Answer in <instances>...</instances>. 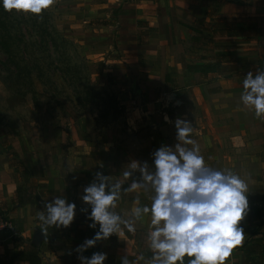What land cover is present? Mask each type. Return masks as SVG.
<instances>
[{"label": "rangeland", "instance_id": "1", "mask_svg": "<svg viewBox=\"0 0 264 264\" xmlns=\"http://www.w3.org/2000/svg\"><path fill=\"white\" fill-rule=\"evenodd\" d=\"M70 13L54 4L38 18L0 6V264H29L32 255L43 264H66L67 246L90 229L82 209H91L81 195L95 173L123 181L131 162L152 166L156 149L177 143L161 129L164 116L173 112L156 105L148 78L116 73L121 63L108 62L100 21L83 26L69 22ZM193 117L198 132L191 138L206 164L237 173L249 185V202L256 200L264 190L258 154L241 152L231 130L203 111ZM133 178H140L138 170ZM37 194L44 202L64 196L81 207L80 215L76 208L70 227L44 231L37 216L43 206L17 204L19 197L34 200ZM151 195L142 189L122 192L116 211L131 219L134 207L150 206ZM134 226L135 233L123 230L140 254L149 249L147 232L138 221ZM38 231L44 237L34 245Z\"/></svg>", "mask_w": 264, "mask_h": 264}, {"label": "crops", "instance_id": "2", "mask_svg": "<svg viewBox=\"0 0 264 264\" xmlns=\"http://www.w3.org/2000/svg\"><path fill=\"white\" fill-rule=\"evenodd\" d=\"M55 7L71 12L68 21L83 26L103 20L97 25L104 35L103 51L111 52L108 62L121 63L116 73L146 76L156 105L173 112L161 127L167 137L176 140L177 118L192 122L201 110L225 124L240 151H254L264 167V120L240 101L244 76L264 69V0H55ZM249 206L241 222L244 242L226 264H264L263 244L253 248L264 236V190ZM149 221L148 215L138 221L146 232ZM96 231L88 229L67 246L66 264H80L76 248ZM93 252L107 253L105 264H121L125 254L136 264H151L152 252L144 248L139 254L138 243L124 230L83 255Z\"/></svg>", "mask_w": 264, "mask_h": 264}, {"label": "clouds", "instance_id": "3", "mask_svg": "<svg viewBox=\"0 0 264 264\" xmlns=\"http://www.w3.org/2000/svg\"><path fill=\"white\" fill-rule=\"evenodd\" d=\"M55 0H0L7 12L13 10L42 18ZM240 101L253 110L256 118L264 120V69L257 68L244 76ZM169 121L167 115L164 116ZM174 146L162 145L152 153L153 165L131 162L123 172V181L96 172L92 182L83 188L81 200L90 206L87 219L92 229L99 226L92 238L77 246L80 264H105L107 253L83 252L98 241L107 240L122 230L135 233V221L150 216L147 232L151 264H226L233 250L245 239L241 222L250 211L249 185L231 170H219L206 164L199 146L191 138L192 123L181 118L174 122ZM191 145V147H187ZM138 170L140 178H133ZM131 181L127 187L125 182ZM142 189L152 193L151 204L134 207L132 218L125 219L116 211L122 192ZM138 203V198L136 200ZM76 204L64 196H54L44 202V210L37 213L43 230L68 228L76 216ZM127 250V249H126ZM143 256L137 257V260ZM121 264H136L127 254Z\"/></svg>", "mask_w": 264, "mask_h": 264}, {"label": "trees", "instance_id": "4", "mask_svg": "<svg viewBox=\"0 0 264 264\" xmlns=\"http://www.w3.org/2000/svg\"><path fill=\"white\" fill-rule=\"evenodd\" d=\"M2 46H3V48L5 49V51H8V49H9V45L6 43V42H4V43H2ZM168 79H169V77L167 76L166 77V80H167V82H168ZM24 173L26 174V176H27V179H28V181H26L27 182V186H28V188L30 189V187L32 188L33 186L31 185V181H30V174H29V171H28V169L26 168V167H24ZM30 185V186H29ZM34 188H35V186H34ZM19 202H17V204H19V206H21V207H24L25 205H29V204H40V205H42L43 206V208H44V200L41 198V196H39L38 194L35 196V198H34V200L31 198V196L30 197H19ZM77 207V212H78V214L80 215V210H81V207H79L78 205H76ZM71 231V233L74 235V231H76L75 229L73 230V229H71L70 230ZM74 237H76V235H74ZM81 238H83L84 237V235L83 236H80ZM257 241H260V242H257V247L255 246V247H253L254 248V250H258V248L263 244V247L262 248H264V236H262V238L261 239H259V240H257ZM248 249H249V247L248 246H245L244 247V250H245V253L247 254V256L249 257V255H250V251H248ZM29 264H41V260H40V258H39V256L38 255H32L31 257H30V260H29Z\"/></svg>", "mask_w": 264, "mask_h": 264}, {"label": "water", "instance_id": "5", "mask_svg": "<svg viewBox=\"0 0 264 264\" xmlns=\"http://www.w3.org/2000/svg\"><path fill=\"white\" fill-rule=\"evenodd\" d=\"M44 237V233L43 232H41V231H38L36 234H35V236H34V242H33V244L34 245H37L38 244V242H40L41 240H42V238ZM38 241V242H37Z\"/></svg>", "mask_w": 264, "mask_h": 264}]
</instances>
